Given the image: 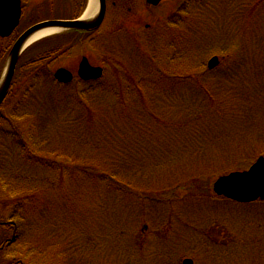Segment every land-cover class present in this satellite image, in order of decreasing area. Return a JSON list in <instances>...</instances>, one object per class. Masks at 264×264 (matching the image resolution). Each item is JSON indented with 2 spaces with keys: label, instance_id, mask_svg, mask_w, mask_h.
I'll use <instances>...</instances> for the list:
<instances>
[{
  "label": "rangeland",
  "instance_id": "obj_1",
  "mask_svg": "<svg viewBox=\"0 0 264 264\" xmlns=\"http://www.w3.org/2000/svg\"><path fill=\"white\" fill-rule=\"evenodd\" d=\"M255 2L163 0L152 7L145 6V0H108L106 21L94 43L67 50L50 68L53 73L65 66L76 74L81 56L87 55L93 64L105 58L102 81L81 84L78 90L74 84L50 91L40 87L37 99H14L10 111L17 108L22 127L0 130V215L21 224L19 240L0 254V264H182L186 257L195 264H264V203L235 204L212 190L219 176L233 168L247 169L264 152V82L258 81L264 76L253 68L261 63L255 57L264 39V16L250 17ZM64 10L72 9L65 6ZM30 14H23L20 31L31 24ZM158 20L163 22L157 24ZM149 23L154 26L146 29ZM229 52L243 58V72L229 70L227 78L224 68L206 69L213 56ZM236 62L230 58V64ZM142 65L145 68L135 73L146 83L143 101L149 112L166 117L174 108L172 117L179 115L182 120L188 113H180L181 108H203L210 93L214 99L207 100V109L214 127H224L232 117H227L222 103L237 98L247 108L238 112L239 132L213 145L207 154L193 153L191 135L201 128L192 127L183 135L164 136V145L151 140L142 146L145 153L135 154L136 148H130L114 160L111 153L119 146L110 133L119 127H109L99 134L101 149L97 150L95 133L78 123L76 109L82 106L78 97L94 102L99 93L102 99L103 85L116 83L117 77L126 80L127 70L133 72L132 68ZM236 83L244 87L245 103L235 94ZM173 90L176 98L171 96ZM224 91L229 94L224 96ZM63 96L68 97L62 100ZM31 120L33 127H29ZM237 125L232 122L228 129ZM59 161L88 163L94 171L98 167L112 170L122 161L130 165L123 176L150 193L144 204L132 206V220L114 221L110 197H98L86 179L91 174L73 177L72 169H65L60 176ZM151 162L154 168L149 169ZM176 179L184 181L179 189ZM187 183L193 186L191 191L186 190ZM98 205L100 214L97 208L94 212ZM9 232L0 229V242Z\"/></svg>",
  "mask_w": 264,
  "mask_h": 264
},
{
  "label": "trees",
  "instance_id": "obj_2",
  "mask_svg": "<svg viewBox=\"0 0 264 264\" xmlns=\"http://www.w3.org/2000/svg\"><path fill=\"white\" fill-rule=\"evenodd\" d=\"M22 1L24 12H31V24L45 19L77 18L81 15L87 3V0H73L74 2L71 1L67 4L66 2H63V0ZM255 1V4L250 9V17H252V15L254 14L264 16V0ZM60 5L62 8L58 9ZM29 6H32L31 9H29ZM65 6H70L72 10L65 11ZM127 14H131V11L129 10ZM246 22L248 23L249 21ZM262 23L264 28V20H262ZM127 31L130 33L129 28H127ZM18 34L19 32L17 31L8 38H0V42L2 43V46L0 47V78L9 51L14 44ZM77 40L78 32L68 31L66 33L53 35L36 42L23 54L16 69V73L9 92L0 107V130L3 127H22L19 124L20 118H18L19 115L17 114V108H12V110L10 111L11 104L15 101L14 99L20 98V101L29 100L32 97H35L37 99L38 91L36 90H38V88L40 89V87H43L46 91H50L54 87H59L62 89L70 87V85H59L53 79V73L50 68L52 67V65L57 63V60L59 59L58 57L61 54H64L69 49V51H71L73 47L76 46ZM262 45L264 46V39L260 41L259 46L257 45L258 50H260L258 55L255 57V59L257 61H261V63L254 65L253 68H259L260 73L264 76V48L262 50L260 48ZM239 55L240 54L232 56V54H230L229 52L221 57L219 68H224L223 77H231V73L229 72V70H241L243 72V68L245 67V65L243 64V58ZM230 58L237 61L235 65L229 63ZM132 69H134L133 72L127 70L126 75L128 80H123L120 77H117L115 80L116 83L111 81L110 84L106 83L107 86L103 85L101 90H99V92L103 93V95L101 96L102 99L99 98V93H97L98 99L94 102H89L85 100V98L80 99V97H78V101L82 105L78 109H76L80 111L78 112L77 117L78 123L80 127L89 128L92 130L93 134L95 133L93 135V141L97 144V150L101 149V144L99 145V143H101V136H99V134L106 128L108 130L109 127H119V129H117L118 131L116 130L115 132H113L114 134L110 133L111 135H113L115 141H117L119 146V150L117 149L118 151L115 150V152L111 153L114 160L120 158L121 153L130 150V148H136L137 151L134 152L135 154L137 152L145 153L142 152L145 150L142 146L146 142L148 143L151 140L157 143L160 142L162 143V145H164V136L167 135V137H171V132H174L172 134L183 135L185 134L184 131L190 132V130H192V127L201 128V131L199 133L194 132L195 134L191 135L192 141L189 143V148L193 153L206 152L207 154L208 150L213 145L217 143L219 145L224 139H228L232 135H235L239 132V126L241 125L239 113L245 107L242 106V102L237 98H233V101L227 98L226 101L222 103L224 106V110L227 111V117H232L226 119L225 123L229 125H224V127H214L215 123L212 122L213 117L211 115V112L207 109L210 106L208 101L214 99L212 97V94L210 93L206 95V97L208 98L205 99V105L203 108L191 110L189 107H187L188 111H184L183 108H181L180 113H182L183 115L184 113H188V115H186L188 117L183 118L182 120L179 115L176 118L172 117V114H175L176 112H171V110H174V108H170L169 113L171 114L167 115L166 117L162 116L160 113H155L152 111L149 112L143 101L145 95H147L143 91V87L146 86V83L144 79L138 80L136 77L138 74L135 73L137 72L136 70L141 71L142 69H144V67L138 66ZM188 73L190 76L187 74L186 77L190 79L191 73L190 71H188ZM102 79L89 82L76 80L74 83L75 89L78 90L81 84L88 85L91 83H99L102 81ZM262 79L264 82V78L258 79V81H262ZM235 86L237 87H235V94L241 95V100H244V98H246L244 87L240 88V85H238L237 83ZM201 88L203 90V87ZM204 91L208 93L205 89ZM255 92L256 90L253 93ZM107 93H110L112 96L104 97ZM39 94H41V92ZM227 94L229 93H225L223 95L226 96ZM171 96L172 98H176L173 95ZM66 97L68 96H63L62 100H64ZM247 101L251 103V100ZM16 102L17 104H19V101ZM59 104L64 107V103H62V101H60ZM236 115L238 116V119H236ZM248 118L251 120V117ZM32 121L33 120L30 121L31 125L29 127H33L35 125V121ZM235 121L238 122V125L236 127H231L230 129H228V126H230V124ZM182 127H184V129ZM182 131L183 134L181 133ZM81 133L82 135L84 134V132L82 131ZM158 138H160L161 140H154ZM80 140L82 144L85 142L83 137H81ZM127 141H131L132 143L126 144ZM134 143L136 144V146L134 145ZM261 154L264 155V152H262ZM121 162H118L119 165H115V168H113L112 170L107 169V167H104V170H102L98 167L96 171H94V168L88 163H79V161L78 164L59 161L56 165H58L57 171H59L60 176L64 175V172H66L64 171L65 169H72V176L74 177L80 175L81 177H85L86 173H90L91 175H87L88 178L86 179H90V181L93 183L94 188L98 192V197L102 198L103 194L108 195V198L110 197V210L113 220H118L119 222H128V220H132V217L134 216L132 206L138 202L140 206L144 204L146 198H148L147 194L150 192L144 190L143 187H141L143 190L142 191L136 188V186L131 185L132 182L127 179V177L125 178L123 176L128 174L127 171L130 165L124 166ZM123 168H125L126 170H124ZM148 168H154L153 163ZM176 181L178 182V186L176 189H179L182 185L181 182L184 181L181 179H176ZM189 184L190 183L186 184V190L191 191L193 186ZM96 208L98 211L96 210ZM100 208L101 205L96 206L94 208V212L97 211V213L100 214ZM138 211H140V209ZM20 226L21 224L12 219V217L6 219L0 215V229L4 232L10 231V236L5 235L3 240L0 242V253L3 252L4 248L7 249V247H10L11 245L15 244L17 240H19L21 235ZM115 229L116 227H114V230ZM14 264L22 263L18 261Z\"/></svg>",
  "mask_w": 264,
  "mask_h": 264
},
{
  "label": "water",
  "instance_id": "obj_3",
  "mask_svg": "<svg viewBox=\"0 0 264 264\" xmlns=\"http://www.w3.org/2000/svg\"><path fill=\"white\" fill-rule=\"evenodd\" d=\"M161 0H148L157 5ZM106 0H99L96 14L91 18L80 19H54L36 23L24 31L14 43L7 60V64L0 81V105L5 99L15 72L18 60L24 50L32 43L26 45L28 40L44 28L55 27L62 30H91L99 27L106 14ZM22 16L21 0H0V37H9L17 28ZM219 64V58L213 57L208 63L209 68ZM78 75L83 80H97L102 77L103 69L92 66L84 57L79 65ZM55 78L60 83H70L74 75L66 68H59ZM214 191L237 202L248 203L258 199L264 200V156H260L254 164L245 171L232 172L219 177L214 183ZM183 264H194L192 259H185Z\"/></svg>",
  "mask_w": 264,
  "mask_h": 264
},
{
  "label": "bare ground",
  "instance_id": "obj_4",
  "mask_svg": "<svg viewBox=\"0 0 264 264\" xmlns=\"http://www.w3.org/2000/svg\"><path fill=\"white\" fill-rule=\"evenodd\" d=\"M97 10H98V0H89V4L87 6L84 17L85 18L93 17L96 14ZM59 31H62V29L55 28V27L44 28V29L40 30L39 32H37L32 38H30L28 40V42L26 43V45L32 43L33 41H35L37 39H40V38L48 36V35H52V34L57 33Z\"/></svg>",
  "mask_w": 264,
  "mask_h": 264
}]
</instances>
